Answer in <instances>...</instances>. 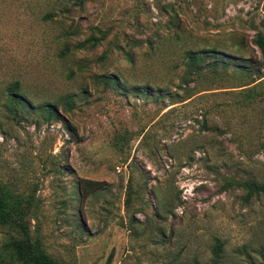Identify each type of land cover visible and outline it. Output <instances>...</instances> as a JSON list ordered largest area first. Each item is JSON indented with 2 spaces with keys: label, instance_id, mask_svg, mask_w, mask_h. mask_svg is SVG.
Instances as JSON below:
<instances>
[{
  "label": "rangeland",
  "instance_id": "374dc122",
  "mask_svg": "<svg viewBox=\"0 0 264 264\" xmlns=\"http://www.w3.org/2000/svg\"><path fill=\"white\" fill-rule=\"evenodd\" d=\"M256 33L264 0H0V182L32 196L29 230L52 258L209 264L217 241L219 264H264V196L245 200L237 185L264 182ZM89 36L100 42L58 56ZM207 49L258 74L235 60L182 82L183 51ZM100 74L118 88L96 83ZM13 81L29 104L14 117L2 105ZM63 94L71 108L47 118L42 106ZM81 180L101 183L82 201ZM12 235L0 227V252Z\"/></svg>",
  "mask_w": 264,
  "mask_h": 264
},
{
  "label": "trees",
  "instance_id": "16d2710c",
  "mask_svg": "<svg viewBox=\"0 0 264 264\" xmlns=\"http://www.w3.org/2000/svg\"><path fill=\"white\" fill-rule=\"evenodd\" d=\"M76 5H82L84 0H74ZM101 38H95L89 36L81 42L74 44L64 43L60 49L58 56L66 58L72 56L75 52L89 46L94 47L100 42ZM253 44L258 49L261 56V60L264 61V36L256 33L253 38ZM145 45L150 46L149 41H145ZM139 43L133 44V47H138ZM118 49V48H117ZM123 58L128 62H133V56L130 51L120 49ZM100 59H103L101 57ZM239 61L235 63L234 61ZM238 64L245 77H252L251 75H257L260 66L256 69H251L248 65V60L244 58L234 59L231 56H227L224 52L217 51L215 49L207 50H185L182 53V76L181 81L187 82L195 80L202 75L216 76L217 74H223L226 72V68L229 65ZM85 65L80 64L76 66L74 72L69 71L68 75L75 73H81L84 71ZM262 76H257L256 80H259ZM92 79L96 83H100L104 88L116 90L118 88V77L113 74H100L93 75ZM254 80L250 81L251 84ZM248 84H241L239 88L245 87ZM244 89V88H243ZM84 92V91H81ZM3 109L11 116L20 114V111L29 106L22 91L19 88V83L13 81L7 84L3 89ZM187 95V94H186ZM69 94H63L58 97L54 104L42 106L47 118L53 116L58 118V110L62 112L68 111L72 102ZM245 191L244 199L264 196V182L257 183L254 180L247 179L237 184ZM101 186L99 182H92L87 180H81L77 183V195L78 199L82 201L88 194L96 191ZM33 198L30 194L21 196L15 193L4 183L0 182V227L6 228L13 233L12 236H8L5 242L2 244L0 252V264H65L54 258H52L46 250L43 248L42 240L36 233L32 236L29 230L30 220L37 221V216L32 205ZM221 254L220 244L216 241L214 247L211 250V259L209 264H219V257ZM111 254L108 255L104 264H110ZM193 264H198L193 262Z\"/></svg>",
  "mask_w": 264,
  "mask_h": 264
}]
</instances>
